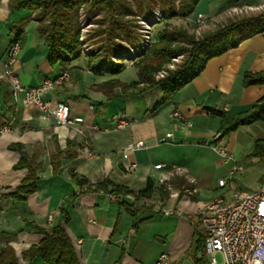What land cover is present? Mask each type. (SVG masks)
I'll return each mask as SVG.
<instances>
[{"label": "crops", "instance_id": "0c3cea01", "mask_svg": "<svg viewBox=\"0 0 264 264\" xmlns=\"http://www.w3.org/2000/svg\"><path fill=\"white\" fill-rule=\"evenodd\" d=\"M37 24L33 13L25 9L10 11L7 0H0V72L15 33H24L25 42L15 66L18 79L25 87L37 86L67 70L69 80L45 93L43 100L49 109L59 103L67 105L70 117L82 119V135L57 126L34 108L15 104L7 84L0 82V129H8L0 134V246L9 245L21 253L41 240L27 224L44 230L61 224L79 264H115L118 260L120 264L142 263L141 247L147 243L139 234L140 228L159 212L174 220V232L168 251L161 250L154 264L162 253H168L174 264L189 250L199 209L214 199L225 200L224 188L218 186L222 178L217 179L216 186L212 183L214 171L232 162L214 151L219 143L227 147L225 137L216 141L222 124L220 113L233 117L264 97V85L242 86L246 73L264 72V33L209 60L198 77L166 104L152 110L162 98L159 90L154 95L149 94L155 89L115 98L120 95L119 89L100 85L114 77L126 83L133 80H121L120 73L111 76L91 72L84 55L64 66H50ZM174 112L182 119L174 118ZM114 116L128 124L116 128ZM138 142L143 149L128 153L124 159L122 149ZM13 145H19L25 157L38 166L36 191L22 201L5 197L16 190L27 173L15 168L20 152L12 150ZM131 164L135 165L133 169ZM159 164L163 167L156 170ZM236 168L241 169L233 165L229 174ZM169 172L173 173L170 184L177 198L167 191L166 196L154 191L148 199L134 200L148 181L159 187V177ZM72 176L92 185L108 180L125 187L133 195L125 196L123 201L131 206L134 216L114 198L81 193ZM184 188H195L196 193L187 196ZM180 189L183 191L179 196ZM73 196L76 200L64 222L60 207ZM167 212L171 214L165 215Z\"/></svg>", "mask_w": 264, "mask_h": 264}, {"label": "trees", "instance_id": "16d2710c", "mask_svg": "<svg viewBox=\"0 0 264 264\" xmlns=\"http://www.w3.org/2000/svg\"><path fill=\"white\" fill-rule=\"evenodd\" d=\"M200 0H7L10 11L28 10L38 20L37 32L46 48V61L50 66L66 65L69 61L81 56L78 43L80 27L78 12L85 8L87 15L98 14L102 18L95 21L97 28L89 35L95 54L87 56V63L91 72L95 74L107 73L117 76L121 69L111 61L112 58L130 60L140 48V37L137 31V20L142 18L150 21L156 10L162 14V19L152 28V42L139 57H134L132 67L135 69L136 79L122 82L116 77L106 81L102 88L119 89L120 95L115 98H128L143 95L154 89L161 92L162 98L152 110L166 104L184 86L200 75L205 64L212 58L221 56L236 48L238 44L257 34L264 33V10L259 13L228 20L215 29L208 31L199 38L189 34L182 27H171L170 22L179 16L193 15ZM160 24L163 27L160 28ZM13 41L20 47L25 42V35L16 32ZM182 57L175 69L167 70L159 79L154 74L174 57ZM123 64V63H122ZM124 65H121L123 67ZM105 68L106 70H102ZM264 85V72L246 73L242 86ZM216 113L217 110H212ZM222 124L216 141L236 131L241 126L250 125L255 121H264V97L253 103L247 110L235 116L220 113ZM12 150L20 152V160L16 169L26 170V175L16 190L6 195V198L22 201L36 191L38 166L33 160L27 159L19 145H13ZM250 156L264 160V140L256 141ZM81 193H98L114 196L120 206L133 217L134 211L123 198L133 195L128 189L111 184L104 180L97 184H90L87 180L72 176ZM264 179L261 180V182ZM174 183V180L173 182ZM180 184L183 182L180 180ZM185 187V186H183ZM154 191L162 196L167 192L164 187H155L148 181L143 191L134 196V200L148 199ZM180 189L179 196L182 194ZM76 200V196L69 198L61 207L60 214L67 222L69 207ZM194 236L187 252L193 264H208L209 259L204 250V232L199 221L195 223ZM41 240L27 250L17 253L9 245L0 246V264H79L76 252L63 226L57 224L49 230L27 224ZM136 226L135 224L133 225ZM115 264H120L118 260Z\"/></svg>", "mask_w": 264, "mask_h": 264}, {"label": "built area", "instance_id": "2783aa9c", "mask_svg": "<svg viewBox=\"0 0 264 264\" xmlns=\"http://www.w3.org/2000/svg\"><path fill=\"white\" fill-rule=\"evenodd\" d=\"M162 14L154 13L151 21L160 22ZM148 22V21H145ZM204 16L198 14L195 19L196 26H202ZM82 55H88L89 49L79 36ZM20 44L17 41H11L7 47L3 69L0 72V82L7 84L11 98L15 104L24 108H34L44 115L51 118L54 123L67 130H73L76 134L82 135V119L80 117H70L69 108L63 103L56 105L54 109H49L43 100L45 93L60 86L69 80V72L62 70L60 74L52 80H44L37 86L25 87L21 84L15 73V66L20 53ZM131 52L133 57L138 53ZM166 74V72L164 73ZM161 78L164 75H160ZM174 118L182 119L178 112H174ZM112 120L116 128H124L128 122L114 116ZM7 127L0 129V134L6 132ZM171 134L167 135L170 138ZM143 149L141 142L129 144L122 149V156L127 158L128 153ZM214 151L222 158L229 160L230 156L226 153V148L219 144L214 146ZM130 165V169L134 168ZM163 165H156L154 168L159 170ZM236 168L227 180H220L218 186L225 188L232 177ZM173 173L169 172L159 177L158 184L169 193L172 198H177L178 194L172 191L170 180ZM190 184L193 181L188 179ZM187 196L196 193L195 188H184ZM111 199L114 196H109ZM171 213H165L170 215ZM198 221L204 232V250L209 259L208 264H264V181L255 192L238 191L233 194L231 200L226 201L223 198L214 199L206 203L197 213ZM51 216L49 217V219ZM217 255L221 262H217ZM156 264H171V258L168 253H162L158 256Z\"/></svg>", "mask_w": 264, "mask_h": 264}, {"label": "rangeland", "instance_id": "374dc122", "mask_svg": "<svg viewBox=\"0 0 264 264\" xmlns=\"http://www.w3.org/2000/svg\"><path fill=\"white\" fill-rule=\"evenodd\" d=\"M264 10V0H200L197 4L193 15L179 16L170 22L171 27H182L189 34L199 38L202 34L215 29L216 26L226 23L228 20H233L242 16L259 13ZM156 12H160L156 10ZM198 14L204 16V23L202 26L195 25V19ZM102 18V15L90 14L87 15L85 8L78 12V24L80 27L79 36L83 38V42L89 49L88 55L95 54L88 35L97 28L95 21ZM155 21L145 22L144 19L138 18L136 24L138 25L137 31L140 37V48L135 56L139 57L148 48L152 42L151 33L154 30L152 27L157 24ZM159 23V22H158ZM163 24H160V28ZM79 43V38H78ZM81 52V44H79ZM21 48V47H20ZM82 55V53H81ZM96 55V54H95ZM134 57L131 56L130 60H123L122 58H112L111 61L118 65L120 72V79L130 81L136 79L135 69L132 67ZM182 60V57L172 58L168 64L164 65L159 71L154 74L157 80L161 78V74L167 70L175 69ZM123 63V64H122ZM121 65H124L121 67ZM102 70H106L102 68ZM157 89L149 95L157 93ZM150 97V96H149ZM111 113H109V117ZM112 118V117H111ZM110 118V119H111ZM114 122V121H112ZM264 140V121H255L250 125L241 126L236 131L225 136L224 142L226 144V153H231L230 162L220 169H216L213 185L216 186L217 179L222 178L227 180L230 176L229 169L231 166L241 167V170L236 171L232 177V181L228 182L227 186L222 189L225 193L224 198L226 201L232 199L233 194L238 191L255 192L258 190L261 180L264 179V160L250 156L256 141ZM208 142V140H207ZM229 150V151H228ZM233 161L235 163H233ZM176 215V213H175ZM152 221L144 224L140 228L139 234L142 235L145 246H142V263L137 264H154L156 255L162 250L167 252L169 246L172 244L174 220L165 218L161 214L154 213ZM217 262H221L219 255L216 257ZM174 263V262H173ZM172 264V262H171ZM174 264H193L191 256L186 254L179 258Z\"/></svg>", "mask_w": 264, "mask_h": 264}]
</instances>
